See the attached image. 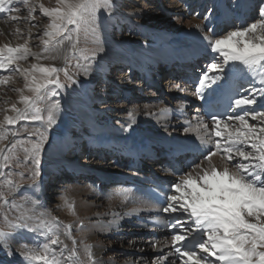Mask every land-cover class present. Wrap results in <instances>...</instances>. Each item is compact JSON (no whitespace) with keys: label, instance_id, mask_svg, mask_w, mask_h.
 Returning a JSON list of instances; mask_svg holds the SVG:
<instances>
[{"label":"snow or ice","instance_id":"snow-or-ice-1","mask_svg":"<svg viewBox=\"0 0 264 264\" xmlns=\"http://www.w3.org/2000/svg\"><path fill=\"white\" fill-rule=\"evenodd\" d=\"M18 3L28 13L23 17L25 21L35 19L33 13L38 7L49 22L37 37L42 45L40 52H34L29 46L31 30L24 43L0 44V86L11 84L14 74L19 72L25 81L23 88L11 89L20 94L18 103L23 107L12 103L10 109H0L15 113L5 114L0 120V145L9 136L18 137L19 131L28 133L26 139H13L10 145L0 146V247L7 251L10 241L26 232L33 234V240L32 246L22 243L18 250L23 264H101L87 238L78 241L73 235V224L53 216L28 192L35 193L40 186L37 181L48 131L62 111L58 97L67 87L78 83L76 74L69 72L68 61L76 59L75 68L89 74L92 62L102 49L78 48L81 35L85 38L95 35L101 15L110 16L116 5L113 0H55L54 7H46L30 0H0V14L5 19L20 21ZM195 27L203 31L200 25ZM13 35L21 36V29L17 27ZM203 39L208 50L215 54L200 75L196 88L197 98L204 101L207 110L203 115L197 110L194 118L184 120V132L193 133L199 141L200 157L186 168L176 170L178 179L164 195L165 206L161 211L168 215L154 222L172 231L170 237L149 242L161 252L153 264H175L168 261L172 254L182 264H264V104L253 107L259 97H264V5L259 7L258 17L252 22L223 35L205 33ZM29 57L37 62L21 68L20 62L28 61ZM57 59H63V66L40 63ZM237 72L250 78V87L243 89L246 95H241L240 89H233ZM61 73L67 83L61 81ZM257 83L260 87H256ZM176 87L184 91L180 85ZM224 93H229V105L219 111L216 101ZM184 107L182 104L177 109L180 115H185ZM171 111L160 108L159 114L167 117ZM128 115L131 127L136 120L132 112ZM204 116L208 117L207 121ZM20 121L39 124L31 131L27 125L20 129L6 127ZM214 157H219V163ZM26 182L27 189L17 197L16 193ZM115 194L123 197L122 203L137 202L131 189H120ZM62 199L70 214L76 215L74 202H69L66 196ZM138 210L133 207L124 215ZM111 215L110 224H116L121 214ZM84 228L83 221H79L77 230ZM61 235L71 241V247ZM166 247H170L167 253L163 251Z\"/></svg>","mask_w":264,"mask_h":264},{"label":"bare ground","instance_id":"bare-ground-1","mask_svg":"<svg viewBox=\"0 0 264 264\" xmlns=\"http://www.w3.org/2000/svg\"><path fill=\"white\" fill-rule=\"evenodd\" d=\"M52 1L55 3V0H40L39 2L46 7H52ZM127 2V0H120L110 19H100L98 28L107 36V41L111 42L110 49H105L104 55L90 70L86 80H82L84 84H79L80 92L76 94L77 106L75 107L77 108L70 110L72 116L60 114L57 117L62 127L61 133H55L49 129L50 141L44 148L41 161V178L38 181L40 186L35 193L28 192V195H34V198L38 199L53 216L65 223L73 224V235L78 241L87 238L86 242L94 246V255L101 261V264H125L126 261L132 264L136 262L153 264L155 257L161 255L160 250L151 247L149 242L154 238L170 237L172 230L154 222L156 218L165 219L168 214L161 211L163 207L148 199L141 187L154 183L158 179L168 182L171 186L178 177L171 170L166 152L180 157L182 153L198 151L200 147L193 133L184 132V121H176V117L194 118L197 110L201 113L200 99L197 98L196 89L190 85L189 80L197 82L202 74H196L200 73L198 69L202 67L203 71L206 70L202 61L207 59L210 63L215 58V54L208 50L203 35L205 33L223 35L224 32L230 30L231 22H234L231 28L246 25L254 19L255 11L251 9H254L257 3L264 5V0H206L207 4L211 5L209 13L205 15L208 18L197 21L186 16L185 12L188 14V8L186 9V6L181 8L179 3L164 5L163 9L143 8V11L137 9L123 11L121 7L126 6ZM164 2L165 0L161 1L162 4ZM204 13L205 9L202 15ZM2 15L0 14V19ZM22 15L19 16L22 17ZM41 16V19L48 24V18L42 13ZM138 17L142 21H137ZM184 17L187 18L184 19ZM38 18L37 20L35 18L36 21L26 22L31 26L37 25ZM167 19L184 20L182 22L187 26L183 30L179 29L181 32L175 31L173 29L177 28L173 26L167 28L162 24ZM19 22H25L23 17ZM148 22H154L155 27L145 25ZM215 24H217L216 28ZM223 24L227 27L222 26ZM195 25H200L203 31L197 29ZM1 26L2 30L5 29V33L8 34L16 29L8 24H1ZM209 28L212 29L211 32L208 31ZM128 29H137L139 35L138 38L130 40L128 44L130 52L121 49L122 35ZM222 29L223 33H221ZM21 33L23 35L24 32ZM31 33L33 35V31ZM6 42V38L0 36V44ZM201 58L204 59L201 60ZM141 67L147 68L148 73ZM118 69H126L129 72L123 75L118 73L122 79L116 84L117 92L127 93L131 84L125 81L135 74L142 79V83L144 81L147 87L152 88L150 94L143 96L148 104L140 106V104L132 103L135 109H131L130 112L135 116L136 122L131 127L128 126L129 115L125 114L126 116L121 115L120 117L116 112L125 111L123 105L117 109L112 105L115 98L104 95L96 96L93 91L97 84H115L112 75ZM166 73L175 76L174 80L178 76L181 80L175 83L171 78H167L165 83L183 85L181 88L183 87L184 91L178 89L176 85L175 92L172 94L159 91L155 84ZM234 77L237 78L235 81L241 84L240 86L246 85L245 89L250 87V78H246L244 74L237 72ZM18 80L17 75H14L13 85L0 88V109H10L12 103H16L17 107H23L18 103L20 94L17 92L19 95L14 96L16 93L14 94L11 90L20 87ZM256 87L260 85L257 83ZM25 94L30 95L27 91ZM130 96L135 98L133 94ZM182 104L185 106V115H180L177 111ZM262 104H264V97H259L257 105L253 107H261ZM137 107L151 109L153 112H149L151 116H146V110ZM165 107L172 109L167 117L159 114V109ZM113 108H115L113 113L106 112ZM5 114L15 115L11 111ZM117 118L119 122L114 121ZM5 145H7L6 141L0 146ZM117 151L120 152V158L115 153ZM88 152L93 154L90 155V159L80 160L79 156L88 154ZM154 159H158V162H151ZM213 159L219 163V157ZM58 176L63 179L68 178L73 183L69 187L64 186L67 190L63 191V196H66L69 202H74L76 215L70 214L68 208L64 206L63 199L54 198L56 202H61L50 205L45 197L44 190L47 184L44 185V183L47 180L49 182L51 180L49 178ZM126 182H133L134 186L139 187L137 192L132 191L137 198L136 203H122L123 197L115 194L117 190L130 189L131 184H124ZM27 186L26 182L16 196L22 195ZM110 195L111 199H109ZM9 199L11 200L12 197ZM77 203L78 208L76 209ZM133 207L139 210L134 214L124 215ZM113 212L121 214L116 224H110L113 220L111 215ZM88 220L91 223H88ZM79 221H83L85 225L83 231L77 230ZM61 239L71 247L70 240L63 235ZM32 240L33 234L25 232L22 236L10 241L7 251L0 247V264H23L18 250L21 249L22 243L32 246ZM118 247L122 248V251L120 255L118 254V258L114 259L111 251ZM80 251L82 252V246ZM163 251L169 252L170 247L164 248ZM178 259L177 255L172 254L169 255L168 261L182 264V261ZM210 260L215 262L214 257H210Z\"/></svg>","mask_w":264,"mask_h":264},{"label":"rangeland","instance_id":"rangeland-1","mask_svg":"<svg viewBox=\"0 0 264 264\" xmlns=\"http://www.w3.org/2000/svg\"><path fill=\"white\" fill-rule=\"evenodd\" d=\"M39 1L40 0H30V2L33 3V4L40 3ZM119 1L118 0H113L114 4L116 5L114 11L116 10ZM127 1H128L127 5L124 6V7L123 6L121 7L123 9V11L124 10L125 11H131V10H134V9L143 11V8H147V9H150V8H157L158 9V8H160V9H163L165 7L164 5L169 6V5H173V3H177V4L179 3V6L181 8L182 7L185 8L184 6H186V9L188 8L187 9L188 10V14H186V12H185V15L189 16L190 19L197 20V21L198 20L199 21L205 20L203 18L205 17V15L207 13H209V9L211 8V5L207 4L206 0H165V2L163 4L161 3L162 0H151V1H149V0H127ZM51 4H52V7L55 6V3L53 1L51 2ZM177 4H175V5H177ZM144 5H146V6H144ZM253 5H255V4H253ZM260 5H261V3L260 4L257 3V5L254 7V9L253 8L251 9L252 11H255V13L253 15L254 19H256L258 17V10H259ZM19 6H21V8L22 7L23 8L21 9L20 13H17V15L18 14L19 15L23 14L22 17H26L28 13L26 11L25 6H23L22 4H19ZM204 9H205V13L202 15V11ZM114 11L112 12V14L110 16L101 15L100 19L101 20L110 19L114 15ZM33 15L35 16L36 20H37L38 17L40 18V19L38 18L39 22H37V25H38L37 27H33L31 25H28V22H26V21L25 22H19V21L18 22H14L10 18L5 19L4 16L2 15L3 17H1V19H0V33H1L0 36H4L6 38V40H7V42H11L12 44L15 45V44H18V43H24V39L27 36V32L29 30H31V31H33V35H35V36L33 37V35H32V39L28 41L29 46L32 48V50L41 51L42 50V45H41L40 40L37 37L42 35L44 27L47 24H46V21L41 19L42 16H41L40 9L38 7L36 9V12L33 13ZM186 18L187 17H184V19H186ZM36 20L34 19V21H36ZM137 21H142V20H141V18L138 17ZM182 21H184V20H182ZM182 21H178L177 19H167L162 24H164L167 28L173 26L174 28H177V29H173V30L181 32V30L185 29L186 26H187ZM24 23H26V24H24ZM1 24H3V25L4 24L5 25L8 24L13 29L19 27L21 29V32H24V33L21 36L13 35V33H15V31H12L9 34L5 33V29L2 30ZM22 24H24V25H22ZM20 25H22V27ZM145 25H147L149 27H155L154 22H148ZM216 25L217 24H215V28L217 27ZM222 26L227 27V25H225V24H223ZM231 27L232 26H229V29H230L229 31L236 29V27H234V28H231ZM28 28H29V30H28ZM179 29H181V30H179ZM223 32L224 31L222 29L221 33H223ZM137 33H138L137 29H131V30L128 29V31L126 30L124 32V34L122 35V38H121L122 41H123L121 43V47H122L121 49L130 52L131 49L129 48L128 44H130V40L131 39L138 38L139 35ZM224 34H225V32H224ZM107 39H108L107 36L99 28H98V31H97V33L95 35H89L87 38H85L83 36V34L81 35L80 42L78 44V48L87 49L89 51L102 49L101 51H98V54H97V57H96L95 61L92 62L91 69L93 67H95L94 65H96L98 60L101 59V57L104 55L103 53H104L105 49H107V48L110 49V45L109 44H111V42H108L109 40L107 41ZM93 41H98V43H94ZM37 45H40V46L37 47ZM65 54H67V53H65ZM76 62H77L76 59L70 58L69 61H68V68H69L70 74H76L75 78L77 79L78 83L74 84V85H71L70 87H67L63 91V94L60 97H58L60 99L61 107H62V111L60 112V114H64L66 116L69 114L68 115L69 117L72 116V114L70 115V110L72 108H77L75 106H77V102H76L77 101V98H76L77 95L76 94L80 92V89L78 88L79 84L80 83L84 84V81H82V80H86V77L88 76V74L85 75L82 70H78V69L75 68ZM32 63H36V61L34 60V58L29 57L28 61H21L20 62L21 68L30 67V65ZM40 63H44L46 65L47 64H55L57 67H61L64 64V61H63V59H58V60H55V61L41 60ZM81 63H87V62L86 61H81ZM145 70H148V69L145 68ZM128 72H127L126 69L115 70L114 74L112 75V79L114 80L115 84H106V85H104V84H102V85L99 84L98 85L97 84V85H95V87H94L95 89L93 90L94 94L96 96L104 95L105 97L115 98V101H113L114 103L112 105L117 107V109H118L119 106L123 105L125 111H120V110L116 111L119 114L120 117H122L121 115L129 114L131 109H135V108H133L134 105H132L133 102L135 104H138V105L140 104V106H142L144 104H148V102L145 100V97H143V96L144 95L146 96V95L150 94L151 93V89H152L151 87H147L145 85L144 81H143V83H144L143 84L142 83V79H140V77H137V75L135 74V75L131 76V78H128L127 81H125V82L131 84V87L129 88L128 92L127 93H119V92H117L116 91V84L119 83L120 80L122 79L121 77H119V74L123 75V74H127ZM14 75L15 76L17 75V78L19 79L18 80V85L20 86L19 88H23L24 87V83H25L24 79H23V73L19 72V73H16ZM174 77L175 76H171V74L166 73L164 76L159 78V81H157L155 85H157V87L159 88V91H163L166 94H172V93L175 92V90H174L175 85H176L175 83L179 82V79L175 78V80H174L173 79ZM60 78H61V81L67 83L63 73L60 74ZM167 78H171L173 81H175V83H165ZM9 85H13V82H11V84H9ZM143 86H145V87H143ZM181 86H183V85H181ZM1 87H3V86H0V88ZM176 93L180 94V92H176ZM14 94H15L14 96L19 95L15 91H14ZM130 94L131 95L133 94V96H135V98L130 96ZM53 99H57V97H53ZM78 99H80V97ZM40 106L42 108L45 107L44 104H41ZM137 108L141 109V110H146L145 108H142V107H137ZM114 111H115V108H113L111 111H106V112L111 114ZM149 112H153V111H151V109H147L146 110V116H151ZM0 113H1L0 114L1 115L0 119H2L4 117V113L5 112L0 110ZM60 114L58 116H60ZM184 120H185L184 116L176 117V121H184ZM114 121L119 122L118 118L114 119ZM250 123H254V122H250ZM38 124H39V122L20 121L14 126H6V127L10 128V129H20L22 125H27L29 127V130L31 131L33 126H38ZM61 128L62 127L58 123V118H57V122L51 127V130H53V132H55V133H59L60 134L61 133V131H60ZM18 134H20V135H18V137H16V138H13L12 136H9L8 140H6L7 145H10V142L13 139H17V138L18 139H26L28 137V133L23 132V131H19ZM33 139H35V138L33 137ZM49 139H50V136L48 134L47 142L50 141ZM47 142L45 143V146H46ZM45 146H44V148H45ZM42 155H43V153H42ZM42 155H41V161H42ZM79 158H80V160H82V159L86 160L88 158V155L87 154H83V156L80 155ZM41 169L42 168H41V163H40V173L42 171ZM40 178H41V176H39L38 181L40 180ZM52 178H49V179H51V180H49V182L47 180L44 183V185L47 184V185H45L46 188L44 190V194H46L45 197H46V199H48L47 201L50 203V205H52L54 203L55 204H59L61 201L60 202H56L55 199H59V200L62 199L63 191L67 190V188H64V186L69 187V186L73 185L72 181H70L68 178L67 179L66 178L63 179V178H60V176H58L56 178H53V179ZM77 208H78V203H77L76 209ZM88 223H91V221L88 220ZM102 225H104V224H102ZM125 247H126V245H125ZM121 251H122V248H120V247L115 248V249H113L111 251V254H112L111 256L114 259H116V258H118V254L120 255Z\"/></svg>","mask_w":264,"mask_h":264}]
</instances>
